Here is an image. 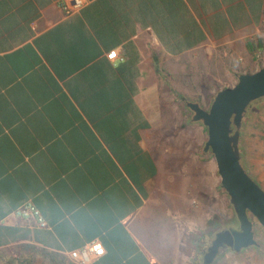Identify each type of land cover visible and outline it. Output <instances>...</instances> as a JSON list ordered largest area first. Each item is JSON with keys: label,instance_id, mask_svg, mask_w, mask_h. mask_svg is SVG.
<instances>
[{"label": "crops", "instance_id": "0c3cea01", "mask_svg": "<svg viewBox=\"0 0 264 264\" xmlns=\"http://www.w3.org/2000/svg\"><path fill=\"white\" fill-rule=\"evenodd\" d=\"M59 1L0 0V254L77 264L99 241L90 264H195L213 154L183 66L264 67V0H86L71 17ZM28 202L44 226L15 214Z\"/></svg>", "mask_w": 264, "mask_h": 264}, {"label": "rangeland", "instance_id": "374dc122", "mask_svg": "<svg viewBox=\"0 0 264 264\" xmlns=\"http://www.w3.org/2000/svg\"><path fill=\"white\" fill-rule=\"evenodd\" d=\"M229 58L230 56H225L220 52L209 55L207 52H200L197 56L187 57V62H185L182 71L183 73H190L195 78L197 91H191L183 87L180 89L186 91L190 98L204 104L206 110H209L220 90L231 88L238 82L236 74L237 70L242 69L241 62L238 66H232L234 60ZM205 140H208L207 128ZM240 150L242 154L241 162L244 168L252 176L259 177V181L264 184L263 99H260L248 110V114L243 121ZM212 157L213 188L211 192L208 191L207 197L203 196V201L199 199L197 204L191 205L192 214L195 212L197 218L195 231L197 248L191 260L195 264H204V255L208 254L216 233L227 227H239L234 207L231 205L226 191L221 187V177L218 173L216 160L213 155ZM209 164L208 160V166ZM251 220L254 223L255 236L259 247L245 249L241 253L227 249L220 253L214 264H264V227L253 216H251ZM28 250L19 249L12 252H2L0 254V264H49L36 249Z\"/></svg>", "mask_w": 264, "mask_h": 264}, {"label": "water", "instance_id": "95a60500", "mask_svg": "<svg viewBox=\"0 0 264 264\" xmlns=\"http://www.w3.org/2000/svg\"><path fill=\"white\" fill-rule=\"evenodd\" d=\"M236 77V85L220 90L209 110L199 103L187 104L194 113L193 121L202 122L207 128L205 150L211 151L216 160L221 187L229 196L240 228L217 233L205 264H213L227 249L241 253L259 247L251 216L264 227V189L244 168L240 150L241 128L248 108L264 99V67L254 73H238Z\"/></svg>", "mask_w": 264, "mask_h": 264}, {"label": "built area", "instance_id": "2783aa9c", "mask_svg": "<svg viewBox=\"0 0 264 264\" xmlns=\"http://www.w3.org/2000/svg\"><path fill=\"white\" fill-rule=\"evenodd\" d=\"M86 4V0H60L59 7L63 10L65 17H71L79 13ZM109 59H117L118 53L114 51L108 55ZM19 217L35 218L40 226H44L45 220L39 209L31 202L22 205L15 213ZM105 249L99 241L84 245L81 249L71 253V257L77 264H90L93 258L103 256Z\"/></svg>", "mask_w": 264, "mask_h": 264}, {"label": "flooded vegetation", "instance_id": "af4514ba", "mask_svg": "<svg viewBox=\"0 0 264 264\" xmlns=\"http://www.w3.org/2000/svg\"><path fill=\"white\" fill-rule=\"evenodd\" d=\"M259 101V100H258ZM258 101H256V102H253L252 104H251V107H249V109L250 108H252L253 106H254V104L255 103H258ZM227 229H229V230H239L240 228L239 227H233V226H231V227H227V228H225V229H222V230H220L219 232H221V231H224V230H227ZM218 232V233H219ZM216 235H217V233H216ZM216 235H215V238H216ZM213 243V242H212ZM210 249V248H209ZM232 250V249H231ZM221 251H222V248H221ZM209 253V252H208ZM220 253H222V252H220ZM206 255H207V253L204 255V264H205V260H206Z\"/></svg>", "mask_w": 264, "mask_h": 264}, {"label": "trees", "instance_id": "16d2710c", "mask_svg": "<svg viewBox=\"0 0 264 264\" xmlns=\"http://www.w3.org/2000/svg\"><path fill=\"white\" fill-rule=\"evenodd\" d=\"M235 129H236V127H234ZM246 169V168H245ZM247 170V169H246ZM248 171V170H247ZM248 173H250L249 171H248ZM36 251L37 252H40L41 254H43L44 255V253L42 252V251H38L37 249H36Z\"/></svg>", "mask_w": 264, "mask_h": 264}]
</instances>
